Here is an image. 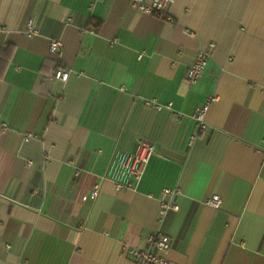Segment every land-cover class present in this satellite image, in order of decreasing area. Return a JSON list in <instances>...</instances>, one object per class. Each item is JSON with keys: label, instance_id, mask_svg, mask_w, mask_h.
I'll return each mask as SVG.
<instances>
[{"label": "crops", "instance_id": "obj_1", "mask_svg": "<svg viewBox=\"0 0 264 264\" xmlns=\"http://www.w3.org/2000/svg\"><path fill=\"white\" fill-rule=\"evenodd\" d=\"M170 13L133 0H0V264H137L129 249L158 231L175 264H264V0H175ZM140 141L154 147L145 175L117 191L112 162ZM165 188L180 191V209L163 217Z\"/></svg>", "mask_w": 264, "mask_h": 264}, {"label": "built area", "instance_id": "obj_2", "mask_svg": "<svg viewBox=\"0 0 264 264\" xmlns=\"http://www.w3.org/2000/svg\"><path fill=\"white\" fill-rule=\"evenodd\" d=\"M175 0H154L151 4H146L145 0H133L135 6L143 13L150 15H159L167 21L172 22L173 17L170 13L171 6ZM94 33V31H92ZM40 34L39 28L36 26L34 19H29L27 23L26 35L30 38ZM114 44V43H113ZM62 47L59 40H53L51 43V51L58 53ZM215 45L212 44L209 51H201L198 53L195 63L189 68L187 78L189 83H198L207 67L208 61L212 56ZM70 77V72L58 70L55 74V79L58 81L67 82ZM218 101V97L210 95L206 102L203 103L194 113L193 120L195 122V133L190 138V145L199 138V136L207 129V115L211 106ZM151 103V102H150ZM158 111L172 109V104L161 105L154 103ZM7 129L6 125L3 126ZM33 138L32 135L26 137V141ZM154 154V147L146 141H140L135 151L118 154L112 162L109 171V177L115 185L117 191L137 190L144 175L145 170ZM99 194L96 188L91 196L96 198ZM180 194L178 189L171 190L165 188L162 197V216H166L170 211H179L180 207L176 202V198ZM206 204L213 209H219L222 204L220 195H213ZM172 248V240L161 233L160 231L151 234L147 239V247L144 249H129L131 260L137 264H175L166 258V254Z\"/></svg>", "mask_w": 264, "mask_h": 264}]
</instances>
